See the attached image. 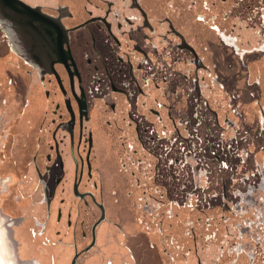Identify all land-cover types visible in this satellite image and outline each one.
<instances>
[{
	"label": "flooded vegetation",
	"instance_id": "af4514ba",
	"mask_svg": "<svg viewBox=\"0 0 264 264\" xmlns=\"http://www.w3.org/2000/svg\"><path fill=\"white\" fill-rule=\"evenodd\" d=\"M264 264V0H0V264Z\"/></svg>",
	"mask_w": 264,
	"mask_h": 264
},
{
	"label": "bare ground",
	"instance_id": "6f19581e",
	"mask_svg": "<svg viewBox=\"0 0 264 264\" xmlns=\"http://www.w3.org/2000/svg\"><path fill=\"white\" fill-rule=\"evenodd\" d=\"M5 264H12L11 260H10V257L8 255L6 256Z\"/></svg>",
	"mask_w": 264,
	"mask_h": 264
}]
</instances>
